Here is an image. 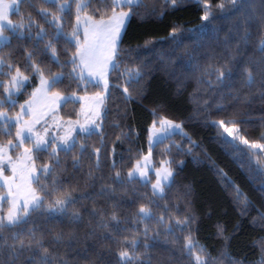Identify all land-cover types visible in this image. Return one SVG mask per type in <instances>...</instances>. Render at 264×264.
<instances>
[{
    "label": "snow or ice",
    "instance_id": "1",
    "mask_svg": "<svg viewBox=\"0 0 264 264\" xmlns=\"http://www.w3.org/2000/svg\"><path fill=\"white\" fill-rule=\"evenodd\" d=\"M192 5L196 28L173 22L166 37L126 44L133 18ZM156 73L190 111L177 121L162 101L145 106V153L127 120ZM257 101L264 125V0H0V264H264V132L253 139L245 118ZM76 102L75 118L61 115ZM194 125L215 130L250 191ZM189 157L208 164L226 205L212 224L216 255L199 239L211 204L201 214L177 181ZM246 222L258 233L247 242Z\"/></svg>",
    "mask_w": 264,
    "mask_h": 264
},
{
    "label": "trees",
    "instance_id": "2",
    "mask_svg": "<svg viewBox=\"0 0 264 264\" xmlns=\"http://www.w3.org/2000/svg\"><path fill=\"white\" fill-rule=\"evenodd\" d=\"M146 3H151V0H145ZM200 13L197 12L196 6L192 5L180 11H177L169 16H166L162 21L151 20L145 23H141L138 18H133L131 25L129 27L128 38L126 39L127 43H136L143 44L145 39H161L166 37L170 31V25L173 22L180 23L184 29L196 28L200 24L199 20ZM217 26L221 29L226 30L227 24L225 21L221 20L217 22ZM210 30L203 35L202 43L205 48L208 45L214 43L216 36L213 31ZM223 31L220 32V37H223ZM186 35H190L186 33ZM186 43L190 41L186 40ZM15 44V42H14ZM162 47L157 45V50ZM167 47V45H163ZM205 49L202 48L200 51L203 52ZM143 56L147 57L149 60L154 58L153 53L144 52ZM55 70V69H54ZM93 89H89V92ZM174 87L171 82L167 81L165 76L162 73H156L151 80L149 94L147 98L141 103H134L130 107L134 111L130 114L127 123L132 125L135 133H138V138L135 139V146L137 148H142L144 152H147V133L146 126L152 119L151 114L146 110L145 106L149 108L158 102H164L167 106V114L171 118H175L177 121L185 119L190 111V107L187 103L186 94L181 97H175L173 95ZM83 94V91L80 93ZM80 103H67L63 106L61 110V115L67 118L68 115H72L75 118V113L79 111ZM261 105L259 101L255 102L251 106V116L245 117L246 119H251L253 122L246 127L249 130L250 136L253 139L258 138L261 135V132H264V125L260 123V117L262 115ZM195 133L194 139L201 140L203 144L208 148L209 154L213 157L216 163L225 169L228 174L237 180L246 190L250 191V186L247 184V181L243 176L240 175L237 165L233 163L232 159L225 155L221 150L218 144L213 141L215 135V130L211 128H203L198 125L190 126L189 129H186ZM128 145H122L118 148L119 151H123L125 157H127ZM159 151V149L157 150ZM46 159V157H44ZM157 159L159 157L157 156ZM69 167L71 161L69 159ZM178 184H191L194 192L196 193V206L199 209L200 213L203 214L208 210V205L211 204L213 209V216L211 220H203L202 227L199 235L201 242H207L210 249L213 252V255H216L215 249L219 247V244L212 238V224L219 216L224 205L223 200L220 195L219 186L216 183V178L213 175V172L209 170L207 163L202 165L195 164L192 159L189 157L186 160L182 170L179 171L177 176ZM138 193H132L130 196L135 197ZM253 195L258 196L259 193H253ZM132 204V200L128 197H125V207H129ZM235 222V217L232 216L230 211V220L229 227L232 223ZM247 234L243 238L245 242L251 239L252 236L257 235L258 233L255 230H252L246 222ZM235 246V242H234ZM83 264V261L81 262Z\"/></svg>",
    "mask_w": 264,
    "mask_h": 264
},
{
    "label": "rangeland",
    "instance_id": "3",
    "mask_svg": "<svg viewBox=\"0 0 264 264\" xmlns=\"http://www.w3.org/2000/svg\"><path fill=\"white\" fill-rule=\"evenodd\" d=\"M12 19H13V20H16V19H17V16H16L15 14L12 15ZM6 51H7V49H5V52H6ZM31 87H32V86H29L28 89H27V91H26V93H25L23 96L20 97L19 103H23V101H24L25 99H27L28 93L31 92ZM14 132H15V130L13 129V134H14Z\"/></svg>",
    "mask_w": 264,
    "mask_h": 264
}]
</instances>
